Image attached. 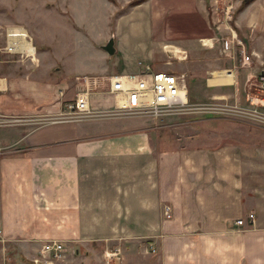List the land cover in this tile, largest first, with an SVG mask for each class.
I'll list each match as a JSON object with an SVG mask.
<instances>
[{
  "label": "crops",
  "instance_id": "1",
  "mask_svg": "<svg viewBox=\"0 0 264 264\" xmlns=\"http://www.w3.org/2000/svg\"><path fill=\"white\" fill-rule=\"evenodd\" d=\"M88 1L78 9L75 0H0V46L7 26L33 39L31 57L0 59V118L16 122L0 130V264H104L103 252L115 249L109 264H264V169L248 156L243 121L176 116L201 130L170 142L136 115L42 122L64 109L76 76L137 73L140 60L122 53L119 34L144 31L160 50L143 62L184 70L189 98L243 104L247 86L264 77V0L241 9V0H107L118 8L105 18L87 13ZM110 36L112 63L101 49ZM89 99L100 111L118 102L98 90ZM47 241L62 243L61 259L42 250Z\"/></svg>",
  "mask_w": 264,
  "mask_h": 264
},
{
  "label": "built area",
  "instance_id": "2",
  "mask_svg": "<svg viewBox=\"0 0 264 264\" xmlns=\"http://www.w3.org/2000/svg\"><path fill=\"white\" fill-rule=\"evenodd\" d=\"M231 7L224 11L227 19L230 17ZM5 43L0 46V53L14 56L23 60L33 55V39L25 28L20 26L6 27L4 31ZM239 43L237 39H233ZM181 58L185 54L181 53ZM243 54L242 62L246 63L251 57ZM137 73L120 75H81L74 78L77 90L72 92V98L64 103V109L55 117L45 118L42 122H78L88 119L116 118L124 116H141L163 121L173 116H188L191 118L218 117L244 121L264 128V77L245 89L244 103L229 102L224 99L191 102L187 95L184 73L176 74L172 71H158L146 62L137 63ZM255 87L253 91L250 88ZM96 90L110 95L118 100L110 109L100 111L89 107L90 95ZM60 92V91H59ZM61 93V92H60ZM0 120H8L0 118ZM11 121V120H8ZM1 123V121H0ZM164 219L171 217L172 207L162 205ZM246 221H253L252 214H247ZM244 219H237L236 225H243ZM247 221V222H248ZM0 240L1 233H0ZM150 252L155 251V245L147 243ZM50 260L63 257L62 243L47 241L42 245ZM118 250L103 252L104 264H109L118 258Z\"/></svg>",
  "mask_w": 264,
  "mask_h": 264
},
{
  "label": "rangeland",
  "instance_id": "3",
  "mask_svg": "<svg viewBox=\"0 0 264 264\" xmlns=\"http://www.w3.org/2000/svg\"><path fill=\"white\" fill-rule=\"evenodd\" d=\"M82 1L83 0H75V2L78 4H74V5L77 6L79 9V5H80L79 3ZM119 1L121 2L120 5L123 2H125V0H119ZM88 3H89V5L86 7V9H87L86 12L88 11V12L92 13L93 10L94 11L97 10L99 12V14L104 15V18L106 17V15H109L113 11L114 8H118V6L112 7V4L107 3V0H104L103 5L101 4L102 0H89ZM122 9L125 10L126 6H124V8H122ZM44 21H46L45 18L39 19V23L40 22L42 23ZM100 24L98 23L97 30L98 31H105L106 27H107L106 22H104V20H103L100 22ZM177 25H178V23H175V22L173 24H170L168 27V30L166 31V33L170 36L169 37L170 40H172L176 36ZM119 36L121 37V39H120V37H119V39L121 40L120 46L122 48V53H125V55L133 58L134 60H140L141 62H143V61H145L144 58L146 56L147 51L156 52L157 50H160L159 49L160 46L158 45V42H157L158 41L157 36L154 37V35L151 34V32H149V31H147V32L144 31L142 34H140V33H137L135 35L131 34L130 37H125L124 34H119ZM110 38H111V36L108 39H110ZM115 44H116L115 38L113 37V47H115L114 46ZM105 56L107 58V61H109V63H112L114 59H118L117 52H115L111 55H109L107 53V54H105ZM175 56L176 55L171 54V58L177 59ZM0 59L1 60L3 59V55H1V53H0ZM110 68L112 69V72H117L115 67H110ZM181 73H184V77L186 80V72H184V70L179 71V73L177 72L176 74H181ZM222 77H220V78H222ZM198 85L199 86H197V88H198L197 90L201 89V86H202L201 84H198ZM192 90H193V88H192ZM189 100L191 102H196V101L198 102V100L194 96H192ZM104 119H107V118L94 119V120H103V122L107 121ZM150 120L151 121L148 122L149 126L153 127V128L155 127L154 130H156V133L159 134L160 138L164 142L165 141L170 142L173 139H179L181 137H184L185 135L188 137V139H193V134H195L197 129L198 130L200 129L198 123L194 124L192 122H185V124H182L181 122L183 121V119L178 118V117L173 116V115L171 117L166 118L163 121H157L155 119H150ZM0 121H1V123H0V130L1 131L4 129H8L9 126H12L14 123H16L12 120L11 121L0 120ZM242 124H244L245 130H248V134L245 136V137H247L246 142H248L247 144L252 145L250 147H253L252 149L248 150V154H249L248 156H249V158H251L250 160H252L253 163L257 166V167L255 166L254 169L255 170L258 169L257 171L259 172L261 170V168L264 169V128L260 127V125L257 126V125L248 123V121L247 122L243 121ZM216 130L222 132L225 129L223 127H217ZM153 138L156 140V136H154ZM154 139H153V141H154ZM263 177H264V171H263ZM149 250L150 249H148V251ZM151 253H153V252H151Z\"/></svg>",
  "mask_w": 264,
  "mask_h": 264
},
{
  "label": "water",
  "instance_id": "4",
  "mask_svg": "<svg viewBox=\"0 0 264 264\" xmlns=\"http://www.w3.org/2000/svg\"><path fill=\"white\" fill-rule=\"evenodd\" d=\"M101 49L106 51V53H108L109 55L113 54L116 51V49L113 47V37L107 39V41L103 45H101Z\"/></svg>",
  "mask_w": 264,
  "mask_h": 264
},
{
  "label": "trees",
  "instance_id": "5",
  "mask_svg": "<svg viewBox=\"0 0 264 264\" xmlns=\"http://www.w3.org/2000/svg\"><path fill=\"white\" fill-rule=\"evenodd\" d=\"M110 1H113L115 2L114 0H110ZM142 1H146V0H130L127 5L130 6H134L136 4H139L141 3ZM251 0H241L240 4H239V9H241L245 4H247L248 2H250Z\"/></svg>",
  "mask_w": 264,
  "mask_h": 264
},
{
  "label": "bare ground",
  "instance_id": "6",
  "mask_svg": "<svg viewBox=\"0 0 264 264\" xmlns=\"http://www.w3.org/2000/svg\"><path fill=\"white\" fill-rule=\"evenodd\" d=\"M223 74H224V73H223ZM224 75H225V74H224ZM224 75H223V76H224ZM226 77H227V76H226Z\"/></svg>",
  "mask_w": 264,
  "mask_h": 264
}]
</instances>
